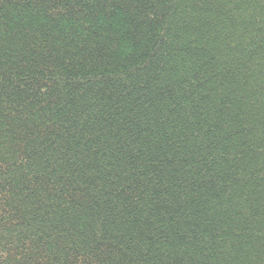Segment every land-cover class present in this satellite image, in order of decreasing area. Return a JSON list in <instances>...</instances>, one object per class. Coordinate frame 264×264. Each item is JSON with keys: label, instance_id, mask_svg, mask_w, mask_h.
Here are the masks:
<instances>
[{"label": "trees", "instance_id": "16d2710c", "mask_svg": "<svg viewBox=\"0 0 264 264\" xmlns=\"http://www.w3.org/2000/svg\"><path fill=\"white\" fill-rule=\"evenodd\" d=\"M0 264H264V0H0Z\"/></svg>", "mask_w": 264, "mask_h": 264}]
</instances>
